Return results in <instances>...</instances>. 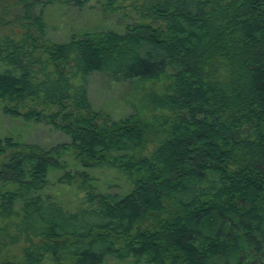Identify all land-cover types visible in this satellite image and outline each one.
Here are the masks:
<instances>
[{
    "label": "trees",
    "instance_id": "trees-1",
    "mask_svg": "<svg viewBox=\"0 0 264 264\" xmlns=\"http://www.w3.org/2000/svg\"><path fill=\"white\" fill-rule=\"evenodd\" d=\"M53 2L0 0L1 110L69 138L42 149L0 137V218L17 217L12 233L1 226L0 248L19 245V264H264V0H151L132 5L136 20L122 32L64 42L47 35ZM93 73L168 78L164 94L145 98L170 114L157 146L142 153L146 132L133 115L92 110ZM64 153L120 170L131 189L90 192L64 209L41 192L50 172L66 170Z\"/></svg>",
    "mask_w": 264,
    "mask_h": 264
},
{
    "label": "rangeland",
    "instance_id": "rangeland-1",
    "mask_svg": "<svg viewBox=\"0 0 264 264\" xmlns=\"http://www.w3.org/2000/svg\"><path fill=\"white\" fill-rule=\"evenodd\" d=\"M54 0L52 4L45 6L43 19L47 24V35L56 42L67 41L72 35L79 36L83 32L98 30H114L122 32L125 26L136 20V14L132 5L147 3L151 0ZM88 100L92 110L99 116L118 120L128 115H133L142 124L146 132L145 148L143 154L152 150L164 134L160 127V120L170 115L165 110L149 107L146 104V96L149 93L164 94L169 80L167 77L146 81L115 82L98 73L87 77ZM78 85V77L72 80ZM0 103V137L12 136L14 139L36 144L42 149L59 147L67 144L69 138L61 131L43 122L23 120L21 117H12L2 112ZM62 160L67 168L75 175L71 184L59 181L63 171H53L48 174V184L42 189V194L49 195L61 207L73 210L82 204L84 196L90 192H108L124 194L131 189L130 179L118 169L100 167L84 168L76 162L72 155L64 153ZM85 172L86 180H82L79 174ZM17 217L0 218V228L4 224L9 225L10 232L12 222ZM8 250L9 262L22 263L19 245L7 246L4 243L0 248V257ZM40 264H53L49 259ZM102 264H139L131 259L115 260L107 258Z\"/></svg>",
    "mask_w": 264,
    "mask_h": 264
}]
</instances>
